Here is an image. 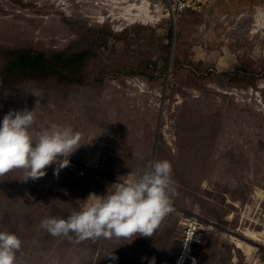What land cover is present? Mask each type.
<instances>
[{
    "label": "rangeland",
    "instance_id": "1",
    "mask_svg": "<svg viewBox=\"0 0 264 264\" xmlns=\"http://www.w3.org/2000/svg\"><path fill=\"white\" fill-rule=\"evenodd\" d=\"M141 1L0 0V74L8 51L83 54L72 70L11 75L0 91V116L27 108L33 133L52 123L81 133L56 174L49 165L38 178L0 175V226L20 229L18 264H170L181 222L195 215L212 226L201 264H264V0H214L176 16L162 0H147L145 15ZM156 159L170 162L174 193L151 236L89 238L83 262L74 244L70 255L49 249L42 218L71 214Z\"/></svg>",
    "mask_w": 264,
    "mask_h": 264
},
{
    "label": "clouds",
    "instance_id": "2",
    "mask_svg": "<svg viewBox=\"0 0 264 264\" xmlns=\"http://www.w3.org/2000/svg\"><path fill=\"white\" fill-rule=\"evenodd\" d=\"M33 121L34 112L27 108L10 109L0 116V175L20 168L26 179L38 178L49 165L57 166L56 174L82 145L81 133L71 125L52 123L33 133L30 131ZM73 165L81 166L78 162ZM124 176L125 179L109 184L104 194L90 193L71 214L42 218L41 227L54 236L78 239L151 236L161 217L171 208L174 193L171 164L167 159L148 161L139 173L130 171ZM21 245L14 231L0 229V264H18ZM107 256L113 261L117 259L113 251ZM141 259L156 264L155 256Z\"/></svg>",
    "mask_w": 264,
    "mask_h": 264
},
{
    "label": "built area",
    "instance_id": "3",
    "mask_svg": "<svg viewBox=\"0 0 264 264\" xmlns=\"http://www.w3.org/2000/svg\"><path fill=\"white\" fill-rule=\"evenodd\" d=\"M213 1L162 0L160 4L169 15L176 16L187 12H204ZM80 168L87 169V165H81ZM80 175H84V173L80 172ZM181 224L182 235L170 264H201L205 238L208 235V228L211 226L205 224L204 220L196 215L184 218Z\"/></svg>",
    "mask_w": 264,
    "mask_h": 264
},
{
    "label": "trees",
    "instance_id": "4",
    "mask_svg": "<svg viewBox=\"0 0 264 264\" xmlns=\"http://www.w3.org/2000/svg\"><path fill=\"white\" fill-rule=\"evenodd\" d=\"M8 55L14 57L9 61V65L4 72L0 74V91L5 86L12 84L10 77L14 75V81L16 82L21 78H32V77H47L51 74L60 71V68L67 67L72 70L71 64H76L82 60V53L64 55L62 53L54 55V57H48L46 54L40 51H34L31 49L19 50V51H8ZM18 72L22 73V76L18 75ZM5 75V76H4ZM74 165L72 168H76ZM89 241V238H86ZM91 264L95 259H90ZM101 263V261H99ZM105 262V261H102Z\"/></svg>",
    "mask_w": 264,
    "mask_h": 264
},
{
    "label": "crops",
    "instance_id": "5",
    "mask_svg": "<svg viewBox=\"0 0 264 264\" xmlns=\"http://www.w3.org/2000/svg\"><path fill=\"white\" fill-rule=\"evenodd\" d=\"M66 171V170H65ZM12 173L9 172V175H11ZM6 178V176H4ZM100 190H96V192H99ZM88 194L85 195V197L87 198ZM6 227H12V225H8ZM0 228H4V224L3 226H0ZM7 230V229H6ZM8 230H11V231H14L17 235H18V232H16L17 230H20L19 228L18 229H8ZM46 231V230H45ZM47 234V238L50 240L49 241V249H55V248H64V252H63V255L65 254H71V251H72V248H73V244L76 248V251L75 252H78V253H81V261L83 262V255H82V252L84 250H86V246L88 244V240L86 238L84 239H78L76 238L75 236H73L72 238H69L68 236H64V235H51L49 234L48 232H46ZM19 236V235H18ZM29 239V238H28ZM30 246L32 249H39L40 248V237H35V234L30 236ZM63 241V242H62ZM27 243V241L24 240V244H23V247L21 250H27V246H25ZM39 245V246H38ZM38 261H40V259H38ZM40 262H46V259L43 260L41 259ZM23 264H25V260L23 261ZM48 264V263H47Z\"/></svg>",
    "mask_w": 264,
    "mask_h": 264
},
{
    "label": "bare ground",
    "instance_id": "6",
    "mask_svg": "<svg viewBox=\"0 0 264 264\" xmlns=\"http://www.w3.org/2000/svg\"><path fill=\"white\" fill-rule=\"evenodd\" d=\"M141 3H142V4H141V6H139V8H140V9L143 8L142 10L145 11L144 14H145V15H149V14H148V11H149L148 8H150V3H149L147 0H142ZM166 15H168V14H166ZM113 83H116V82H113ZM128 83H131V84H132V81L129 80ZM115 85H117V84H115ZM243 234H244L247 238H249V239H251V240H253V241H259V240H262V238H263V232H256V231H253V230H251V229H246V230H244V231H243ZM253 264H258V263H256V261H254ZM259 264H261V263H259Z\"/></svg>",
    "mask_w": 264,
    "mask_h": 264
},
{
    "label": "water",
    "instance_id": "7",
    "mask_svg": "<svg viewBox=\"0 0 264 264\" xmlns=\"http://www.w3.org/2000/svg\"><path fill=\"white\" fill-rule=\"evenodd\" d=\"M158 134H159V132H158ZM157 139H158V137H157Z\"/></svg>",
    "mask_w": 264,
    "mask_h": 264
}]
</instances>
